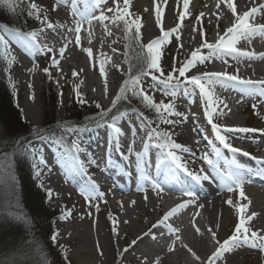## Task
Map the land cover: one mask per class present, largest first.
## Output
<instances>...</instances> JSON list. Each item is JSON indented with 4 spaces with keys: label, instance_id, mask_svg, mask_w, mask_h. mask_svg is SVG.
<instances>
[{
    "label": "rangeland",
    "instance_id": "374dc122",
    "mask_svg": "<svg viewBox=\"0 0 264 264\" xmlns=\"http://www.w3.org/2000/svg\"><path fill=\"white\" fill-rule=\"evenodd\" d=\"M18 6L22 8L21 10H18L19 16L15 15V10L12 12L11 10L9 13H11V18L23 23L24 25H29L30 22H33L38 29H43L38 34V43L40 44H46L49 48L53 49L51 53L49 52H41L40 50L35 49L34 47H27L29 51L27 52V56L30 60V62L35 61V67H37V77L40 81V92L37 93L34 91V83L30 80H28L29 75H27V72L23 67L22 60L20 58L23 56L19 53L18 57L13 55V51L10 48V42L7 40L6 35L2 33V28L6 29L8 26L4 27L0 25V35H3L5 37V40L7 41V49H4L3 47V53L4 58L7 61V80L10 87V91L12 94V102L15 104V107L21 112L22 119L25 125H28L32 129H40L45 122L48 121L50 115L47 114V109L45 104V98H46V91L48 89L51 90L50 98L53 100L55 98V104L51 102V117L54 119V124L58 126L59 128V136L58 137H64V148L67 149L69 155H75V149L71 147L72 142L76 141L85 151L79 153V157L81 160H84L81 155H85L86 157L90 158V155L86 153L87 148L93 147V144L88 141L87 143L84 141L83 138H90L93 137V134L88 130L89 125H95L94 123H90V118L96 117L102 110L108 111L111 109V112L113 111L112 107V101L115 100L116 96L119 95L120 89L124 86V82L126 80H129L131 76L137 75L132 74L129 68L126 65V61L130 60L129 56V50L131 48V45L133 44L132 36L136 35V27L135 24H139V41H141V44H143L144 50L143 53L139 54V50L141 51L140 44L137 45L136 50V56L138 61V55H142L146 53L147 51V45L149 43H152L155 40H160L161 43L159 45L160 50V60L158 61L161 70L164 72L165 75L168 73H173L174 78L178 76V73L173 72V67L179 68L183 62H186L188 59L191 58V54H188V52L183 51L182 56L176 53L177 45L181 43L180 37L177 35V28L180 30L181 34H183V27H188L194 30L193 38L197 39V42L195 43V50H199V54L202 55H208V53L204 52L203 45L205 43L210 44L211 38L220 39L222 36H224V19L222 24L220 23V26L217 27L215 24L207 25L202 20H196L199 13L201 12V9L195 14L194 17L190 18L186 24H178L173 29H163V31L157 32L155 37L151 39L150 41H147L144 36V25L146 19L144 17L136 16L133 14V11L130 8V5L127 3L125 5V0H106L105 7L109 6V8H118L121 13L124 12L125 7H127L128 11L127 14L124 16V20L117 19L115 22H113L112 19L103 21L101 24L97 26H88V30L86 32L85 37L91 41L92 35L87 37L88 31L93 32V38L96 39L98 42V45L100 46L99 49L101 52H103L102 62L103 59H106L108 56L109 61L114 64L115 66L119 67V70L116 72H113L111 70L105 71L103 68V64L95 59V56H93L92 48H89V45H83L81 42L77 43L75 41L71 40V43L67 40L68 38H65L62 31L69 30L70 34L74 33V26L70 24V17L69 16H62L61 24L55 25V16L57 14L56 6L57 2L56 0H17ZM193 2H196L198 0H191ZM259 2L252 3L254 6L253 8L257 9V11L249 15L247 22L249 24H252V22H259V19L262 17L264 18V10L259 8ZM31 4H36L38 9V14L40 16V20L43 21L44 17H47V21L53 24V28L49 29L46 27V25H43L40 21L35 19L33 16L28 15V10L30 9ZM185 1L184 0H178L179 7H184ZM218 4V5H217ZM214 5L219 6L222 11H227L228 6V0H214ZM197 7V6H195ZM9 8L8 5L0 3V13L4 9ZM64 9H67V7L63 6ZM82 8V7H81ZM79 8L80 13L81 11L84 12V9ZM108 8V9H109ZM108 9H105L102 11L106 16L108 17H114L116 15L115 12H109ZM35 11V10H34ZM251 11H249L250 13ZM74 13V12H72ZM197 15V16H196ZM244 15H247V12H244ZM0 17H3L4 20L8 19V17L4 14L0 15ZM155 17H159V13L155 14ZM7 21V20H6ZM125 21H128L129 23L135 21V24H132L130 30H125ZM52 30L53 34H50V31ZM165 32H171L172 35L168 37L167 40L164 39V33ZM10 35H13V32L9 31ZM180 34V36H181ZM57 36V39L55 36ZM15 36V34L13 35ZM240 36V35H239ZM47 37L50 39L47 42ZM244 37H248L253 39L252 42L254 44H262L264 45V31H252L251 33L244 34ZM53 40V41H52ZM85 41V40H84ZM18 43H15L13 40L12 47L15 50L22 51V46L25 44H22L21 41H18ZM86 44H88L86 42ZM64 48V55L60 56V48ZM73 48H79L81 53V59H80V66H84L86 73L84 74V77L80 75V73L77 70H73V68H65V62L73 61L74 56H69L70 50H73ZM89 52L91 55H89ZM21 56V57H20ZM25 56V55H24ZM55 57L58 61V65L60 64V69L57 71V66L51 65V59ZM11 61V63H9ZM236 62V61H235ZM239 64H241L243 67H245L246 71L235 69L234 67H226V64L221 62L218 58L215 56L210 57L208 60H206L203 64L196 63L194 66L189 69V71L186 73V76L194 75L195 73H206L211 64L215 65L218 70L225 69V72H228L230 75L235 76H243V77H256L257 75H254L252 72V69L257 68V66H260L262 73H264V56L261 55L259 60L255 61V59L248 58L240 59L237 61ZM97 65L96 71L93 70L94 65ZM249 64L252 66V68L249 70L247 66ZM45 67H48L50 69V77L45 75V73L42 71ZM59 67V66H58ZM253 71H258L257 69ZM103 74L106 75V77L109 79L110 87L115 86L114 88L117 90V94L115 98L112 100L107 97H104L102 99L101 97L99 99L92 98L91 94H85L83 93V80L85 78L89 79L92 83L98 84L101 82V78ZM156 75H159V73H156ZM30 77H34V72H30ZM183 79V78H181ZM33 80V78H32ZM46 82L48 83V86H45ZM14 85V89L10 86ZM31 85V87H30ZM218 89V88H217ZM140 90H143V92L146 95H149L152 97L153 101L157 104H159L161 101L165 105L171 104L173 107L174 112L181 113L180 116H176L173 114H169L166 110L163 108L161 109L160 113H157L154 108H148L146 107L145 103L142 101L139 97H133L131 95V92H128V100L134 103L137 107H135V110H130L127 112H124L125 115L123 117H120L122 119L132 120V126L133 130L137 132L136 126H139L141 122L143 121L145 124H147V121L144 120V117H147L149 120H152L153 123L151 127L158 128L160 131H167L172 140L176 143H179L178 136H176L177 131H189L188 128L185 127L184 119L188 118V116L194 115L195 118L199 121V125L202 127L203 131L206 132L205 136L211 132L212 128L211 125L207 121L206 111L208 110L207 102L200 97L199 91L196 90L194 94L189 95L185 92L183 87H181L179 90L176 91V95L166 94L165 93V86L163 84H160L159 81L153 80L151 75H144L141 79V85ZM219 90V89H218ZM225 90V91H224ZM15 91V94H14ZM220 94H217V97H214L216 100V104L212 107L215 108L214 114H213V122L216 123L221 127L222 134L226 135V140L233 146H238V149H241L242 151H245L246 148L253 147L251 144H256L261 147V144H264V136L263 135H257V131H259V128H264V104H259L256 106H249L243 108L241 99L246 98L245 96L240 95H234L226 93V89H223L222 91L219 90ZM49 94V93H48ZM126 94V93H125ZM260 97H264V95L260 94ZM220 100L221 107L224 110V112L227 110V112L230 114V122L231 124L237 126V127H247L251 129H256L253 133H256V135L247 134V133H234V132H227V129L222 128L223 121L225 120V113L217 109V103L218 100ZM47 101L50 103V100ZM83 101V102H81ZM110 101V102H109ZM262 102V101H261ZM28 106L41 107L42 113L41 117L38 121V123L34 122V119L27 120L25 117L28 116ZM99 104L100 108H97L96 105ZM54 108V111H53ZM143 113V116L139 113L140 110ZM53 112V113H52ZM109 112V114L111 113ZM120 115V114H118ZM117 115V116H118ZM119 117V116H118ZM164 120H174V124H168L164 123L162 121ZM182 123V126L181 124ZM89 124V125H88ZM138 124V125H137ZM184 124V125H183ZM61 126L66 127H74L76 130L67 133L63 131V128ZM87 126V127H86ZM13 128V126H12ZM141 129V128H140ZM9 130V129H8ZM44 129H42L43 131ZM47 130V129H45ZM147 129L143 130V136H141V139L145 141L147 140ZM139 133V132H138ZM46 135H49L47 133H44ZM145 134V136H144ZM25 140V138H22ZM141 140V141H142ZM71 142L70 145L67 143ZM186 143H188V147L190 151L183 152L181 150H176L177 154L182 156V162L186 163L188 170L192 171L194 173H199L201 175L207 174L210 177L213 175H219L221 177H224L222 172L217 169L216 163L219 159H221V162L223 165H221V169H226L228 166L230 156L226 153L220 152L219 156H216V154L213 155L208 149L205 148V143L202 144L200 142L193 143L191 140H184ZM36 146L44 147L47 142L48 145L51 146L53 151H57V147L53 145L50 141H40V140H32L31 141ZM207 143V141H206ZM1 144V141H0ZM181 144V143H179ZM84 145V146H83ZM87 145V146H85ZM86 147V149L84 148ZM153 147V146H152ZM138 148V147H137ZM224 149V148H223ZM258 151L259 149L256 148ZM138 150V149H137ZM155 151L158 153V150L155 148ZM26 154V153H24ZM57 154V153H56ZM233 155V154H232ZM207 156L209 159H212L214 162V167L210 166L207 163V160L204 159V157ZM235 158L238 162H242V159L240 156L235 154ZM26 159V165H24L27 169V171H33L34 172V182L36 184V187L40 190L47 193L50 191L51 196L49 197L47 195V199H45L46 207L42 206V196H39L36 201L37 206L33 210L34 214L40 218L42 216V219L38 220L37 218H32V223H30L32 226H34V230L31 232V239L34 241L38 240L39 243H34V247L32 250H30L27 246L26 250L21 249H13V247L10 249L11 251H4L5 253H0V264H33L35 262L32 257L34 255L33 251L36 253L38 250H35L37 248H44L46 243H48L49 239V233L51 230L53 232H58L57 239L55 242L51 240V245H54L53 249L51 251L53 256L50 257L52 260L48 264H79L78 258H77V247L78 244H69L65 243L62 240L63 237V229L65 225L71 226V225H89L92 224L93 220L95 219L102 225L104 233L107 237V240L110 245L115 243V246L117 247L120 256L117 257L115 254L112 256L111 264H134L133 262L125 261L126 253L128 252V249L125 248V246H129L132 240L128 237L126 240H123V233L117 232V228L115 225V221L117 220V216L119 213L113 214V210L110 207V202L108 200V193L107 189L105 187H101L96 177H94L93 173L90 171H86L88 176L90 177L88 184V181L86 182V185L84 189H88L92 186V184H95L96 190L98 192H103L104 197L103 199H96L95 201L91 202V204L85 200L84 196L81 195L80 188L79 190L75 189L76 195L73 197H59L57 190L60 189L59 187L53 186L50 182L45 181V171L46 168H44V164H39L38 159H34L31 156H28L27 154L24 155L23 160ZM92 160V159H91ZM96 161V160H95ZM36 164L37 167L34 169L31 165ZM130 165H134L132 161H129ZM3 166L0 164V211H9L10 215L15 217H21L20 213H23L24 209L22 207L23 204L18 202V197L15 188L13 187L12 183L7 181L6 176L4 175ZM88 166L87 162H84V167ZM39 171L40 175L37 177L35 175V172ZM217 173V174H214ZM92 179V180H91ZM227 184L226 182H224ZM228 185V184H227ZM246 185H249V183L246 182ZM233 191H226L227 193H231L233 195V198L235 200L238 198V188H235V185H233ZM15 193V194H14ZM138 199L143 198V196L146 197V195L150 196L152 200L157 201L158 197L154 191L150 192H144V193H137L135 194ZM245 203V201L243 202ZM95 205V206H92ZM98 206V211H97ZM66 210L71 211V215L66 216L65 219L61 220V214L65 212ZM19 211V212H18ZM131 211V210H129ZM49 212V213H48ZM45 213H48L46 217L43 215ZM1 217H3V213L0 214ZM111 217V218H110ZM48 219V220H47ZM15 221V220H14ZM28 222V221H27ZM23 223V221L21 222ZM42 223L44 224L42 226ZM239 223V220H235L227 234L223 239H221L218 243L214 242L211 236L207 233H205L210 238L211 248L215 249L219 246L220 243H222L224 240L229 239L233 234H235V226ZM258 224V222H256ZM29 224V222H28ZM134 223L130 224V227L133 228L132 225ZM264 224V223H262ZM259 225V224H258ZM22 226V224L18 225ZM135 226V225H134ZM260 226V225H259ZM145 227V226H144ZM246 227V225H245ZM1 228H3L2 224H0V237L5 236L3 234ZM156 228V225L152 226L150 230H153ZM19 234V231H17L16 235ZM249 237L251 236V233H246ZM262 234V233H260ZM263 235V234H262ZM26 240L28 239V236L25 234ZM15 246V245H14ZM3 248V245L0 244V249ZM113 248V246H112ZM125 248V250H124ZM121 251H123V254H121ZM230 252L234 255L238 256V260L244 261L245 264H261V259L264 256V250H261L258 247H254L251 243H247L244 245L243 242L238 243L232 247ZM64 255L66 254L67 259L64 258V261H61L60 259L55 257L58 255ZM50 254L47 253L45 255V258H47ZM37 261V260H36ZM260 262V263H259ZM43 263V262H42ZM210 263H215V260H212ZM217 263V262H216Z\"/></svg>",
    "mask_w": 264,
    "mask_h": 264
},
{
    "label": "bare ground",
    "instance_id": "6f19581e",
    "mask_svg": "<svg viewBox=\"0 0 264 264\" xmlns=\"http://www.w3.org/2000/svg\"><path fill=\"white\" fill-rule=\"evenodd\" d=\"M255 2H259V0H228L227 9L229 12L222 11L220 7L217 6L218 4L215 6L214 0H198L197 3L187 0V8L179 7L178 0H128L127 3L130 5L134 15L146 19L144 36L147 41H150L155 37L157 32L163 31L164 28L171 30L178 24H186L187 21L194 17L200 9L201 12L196 20H202L207 25L215 24L219 27V22L224 19L225 23L223 32L225 34L228 28L233 27L237 23L238 16L243 17L242 15L244 12L252 11L254 7L252 3ZM229 4L232 5L231 8H229ZM258 4L259 8H261V6H264V0L260 1ZM56 10L57 14L55 16L56 22L54 26L56 27V25L61 24L62 16L65 15L66 17L69 16L71 18L70 24L73 26L75 25L73 28L75 29L77 22L72 19L70 11L58 7H56ZM156 13H159L158 18L155 17ZM181 17H183V19H181ZM101 23V21L93 19L92 25L88 26H97ZM88 26H81L79 42L83 45H89V48H92L91 50L94 53L93 56H95V59L102 64L104 63L103 68L105 71H118L119 67L112 64L109 61L108 56L106 59H103L104 61L102 62L101 59L105 54H102L103 52L99 49L100 46L98 45V42L93 38V32L88 31L87 34V37L92 35L91 41L85 37ZM254 30H258V28H255ZM178 31L180 30L177 28V35L180 37L181 43L177 45L176 53L181 56L183 51L191 54L195 50V43L197 42V39L193 38L194 30L188 27H183V34ZM62 32L65 35L64 37L68 38L67 40L70 43L71 40L76 42L77 34L75 30L73 31L74 33L71 34L69 30H64ZM2 33L6 35L7 40L10 42V48L13 51V55L17 57L19 53L23 55L22 57L20 56V60H22L23 68L28 71V80H31L34 83L33 89L39 93L41 87L40 81L37 77V67L34 66L35 61L34 63L33 61L30 62L26 55L29 49L25 45L22 46L21 52L13 49L11 46L13 40L15 43H18L17 45H21L18 42L20 40H17L16 36H13L14 34L10 35L7 29L2 28ZM50 34H53L52 30L50 31ZM244 34L237 36V40L233 44V47H235L238 52L248 53L249 55H238L235 57L226 56L223 59H219L226 64V67L232 66L235 69L246 71V68L243 67L244 65L242 66L237 62L238 60L252 58L257 61L261 55L264 56V45L260 43L254 44V42H252L253 39L244 37ZM54 36L57 39V36ZM218 40L219 39L211 38L210 44H214ZM48 41L51 43L50 39L47 37V42ZM86 42L88 44H86ZM208 51L207 48H204L205 53H208ZM81 53L82 51L79 48H73V50H70L69 56L73 55L74 58L73 61L67 60L65 62V68L67 67L77 70L83 78L86 70L84 66H80ZM58 66L57 71L60 69V64ZM247 66H249V70L252 68L249 64H247ZM96 67L97 65L95 64L93 70L96 71ZM255 69L258 71H253ZM255 69L253 68L251 72L254 75H257L254 78L250 77L249 74L247 75L249 77H237L239 80H250L254 82L256 87L261 89L264 85H261L259 82L264 81V73L260 71V66H257ZM30 72H34V77H32L33 80L30 77ZM209 72L225 73L222 70H218L213 64H211L206 73ZM200 74L195 73V75ZM227 86L215 85L212 89L213 96L217 97L216 95L220 94L218 91L226 89ZM114 87L115 86L110 87L109 79L105 74H103L99 85L92 83L87 78L83 80V93L86 95L91 94L92 98L99 99L101 97L104 99V97H107L109 100H112L117 94V90ZM217 105V109L224 112L220 100H218ZM26 106L28 108V116L26 115L25 118L27 120L34 119V122L38 123L42 113L40 105L31 107L28 106L27 103ZM224 113L226 121H223V124H221L222 128H237V126L231 124L230 114L227 110ZM184 121L185 127L188 128L189 131L176 132L179 143H181L183 147H188V143L184 140L189 139L193 143L200 142L204 144V131L195 116H188ZM116 123L117 126L122 129V132L116 134L112 129L109 130L113 132L114 136L112 145L116 146V141L118 140V148L121 150L125 149L126 155H124H132L133 158L134 154L144 148L145 141L141 139V136H143V130L140 129L139 125L136 126V128L139 129L135 132L130 125L132 124V121L130 120L129 122H126L125 119L119 118ZM180 124L182 126V123ZM107 130L101 131L103 132V135H109L110 132H107ZM247 134L256 135V133L253 132H248ZM260 134L264 136V128L262 127L257 131V135ZM83 142L84 141H82V143ZM233 147L238 149V146ZM84 148L86 149V147ZM129 149H131V152H129ZM239 150L240 151L237 152V154L242 155L241 153L244 151H241V149ZM90 151V149H86V153L92 157ZM54 152L55 151H53L48 144L43 147V155L46 161L44 165V168H46L45 181L60 188L57 190L59 197H73L76 195L75 189L79 190L80 188V185L77 184V182L80 181L75 177L78 173L67 171L62 162L61 156ZM152 156V160L155 161L156 154L153 153ZM244 158L246 160V156H244ZM92 160L95 161V159ZM261 160H264V151ZM254 162H256V160H254ZM87 164L91 169L93 168L96 175H98L97 178L99 185L105 187L104 184H106L110 186V190L106 187L110 207L113 210V214L117 212L119 213L117 220L115 221L117 232L119 231L123 233L124 241L128 237L132 240L128 247L125 246V248L128 249L125 261L133 262L134 264H213L210 262L215 260L214 264H245L244 261L238 260V256L232 254L230 251H226L219 257L213 259V253L216 251L217 247L215 249L211 248L210 238L218 243L225 237L232 223L235 220H239L241 215L245 218V225L246 228L249 229V233L254 231L258 235H264V224H262L264 223V186H259L264 184H242L241 187L238 188L239 199L235 200L233 195L227 193L220 182H217L216 180L210 179L209 181H203L200 184H196L191 180L190 185L188 184L187 190L194 192V198L187 196L184 191L178 190L179 188L173 185L174 188H171V186H162L161 190H156L155 193L158 200L154 201L150 197L151 195H146V197L143 196V198L138 199L135 195L137 193L127 188H120L115 178L110 174V169L108 167L102 168L99 166L101 165L99 160H96L95 163H89L88 161ZM120 165L123 167L122 164ZM96 166H99L98 170H96ZM260 167L263 166L260 165ZM249 168L251 169V167ZM241 193H243V195H241ZM229 199L233 202L231 205L227 203V200ZM244 201L245 203H243ZM184 205H186V207L180 209ZM239 207L244 208L243 213L237 211ZM175 211L178 212L167 220L173 223L174 232H169L164 225H162L163 229L161 231L157 232L156 229L150 230L152 226L159 224V221L166 213L171 215L172 212ZM92 222L93 223L90 224V226H84L81 224L71 226L65 225L62 227L64 234L62 240L65 243L78 244L76 252L79 264H111L113 254L119 257L120 253L115 246V243L112 245L109 244L102 225L96 219ZM134 222L135 226L132 225L133 228H131L130 224ZM256 222H258L260 226ZM166 224L168 223L166 222ZM207 232L211 236L210 238L205 234ZM156 233L158 234V237L155 236ZM213 233H215V238H213ZM121 254H123V251H121ZM261 264H264V256L261 259Z\"/></svg>",
    "mask_w": 264,
    "mask_h": 264
},
{
    "label": "snow or ice",
    "instance_id": "6c2138e0",
    "mask_svg": "<svg viewBox=\"0 0 264 264\" xmlns=\"http://www.w3.org/2000/svg\"><path fill=\"white\" fill-rule=\"evenodd\" d=\"M128 0H125V5H127ZM0 3L6 4L9 6L10 10H15V0H0ZM85 3H87V0H85ZM106 3V0H96V5L99 7V5ZM187 0H185L184 7L187 8ZM73 12L76 11V3L73 2L72 5ZM232 5L229 4V8H231ZM262 9H264V6H261ZM35 10V11H34ZM109 12H115L116 15L114 17H108L103 12L98 17L92 16L89 13H81L80 17L81 19L77 21V26L75 27V32L77 34L76 36V42L79 43L80 36L79 33L81 31V24L83 22L88 23L91 25L93 19H97L101 22L112 19L113 22H115L117 19L124 20V16L127 14V7H125V10L123 13L119 11L118 8H109ZM257 11V9L253 8L252 11L249 13L247 12V15H244L243 17H237V23L227 29V32L224 36H222L216 43L214 44H207L205 43L203 47L207 48L208 55H202L199 54V50L193 51L191 54V58L188 59L186 62H183L179 68L173 67V72L178 73V76L174 78L173 73H168L167 75L164 74V72L161 70L160 65L158 61L160 60V50L159 45L161 43L160 40H155L152 43H149L147 45V51L146 53L142 55H138V61L140 64V72L137 75L131 76L129 80H126L124 82V86L120 89L119 95L116 96L115 100L112 101V107L115 108L118 101L121 99H127V96L125 93L131 92V95L133 97H139L142 99V101L145 103L146 107L148 108H154L157 113H160L161 109L163 108L166 110L169 114H173L176 116H180L181 113L174 112L173 107L171 104L165 105L163 101H161L159 104L155 103L151 96L146 95L143 90H140L141 85V79L144 75H151L153 80L159 81L160 84H163L165 86V93L175 95L176 91L179 90L181 87L185 90L186 93L189 95L194 94L196 90L199 91L200 97L204 99L207 102L208 110L206 111L207 121L211 125L212 131L215 134L216 140L219 142L220 145L223 146L224 149H228L229 152L233 154L232 159V170L228 173L227 176L222 177L223 181L228 184V191H233V185H235V188H240L243 180L244 175L247 172L246 166L240 164L235 159V154L239 152V149H236L232 147V145L227 142L226 135L222 134V129L219 125L213 122V114L215 111V108L212 106L216 104V100L213 97L212 89L215 85L220 86H227L230 82H237L240 84H243L251 89H255L254 82L250 80H239L237 76L235 75H228L227 73L222 72H209L204 73L200 75H191L186 76V73L191 69L194 64L197 62L200 64H203L206 60H208L210 57L215 56L218 59H223L226 56H238V55H249L248 53L238 52V50L233 47V44L237 40L238 35H243L244 33H251L254 28L251 24L247 22L249 15L254 14ZM28 15L33 16L35 19L40 21L43 25H46L47 28L51 29L53 28V24L47 21V17L45 16L43 21L40 20V16L38 14V9L36 4H31L30 9L28 10ZM183 19V17H181ZM132 24H135V21L129 23L128 21H125V30H130ZM135 27L137 29L135 39H139V24H135ZM43 29L34 30L28 33H22L17 31L15 33L16 39L22 41L25 43V46L28 47H35L39 49L41 52H49L51 53L53 49L49 48L46 44H40L38 43V34ZM261 31H264V27L260 29ZM171 32H165L164 33V39L167 40L169 36H171ZM0 45L4 47V49H7V41L5 40V37L3 35H0ZM144 45L141 44V52L143 53ZM60 56L62 57L64 55V48H60L59 50ZM0 54H6V53H0ZM89 55L91 53L89 52ZM11 63V61H9ZM59 61L53 57L51 59V65L52 66H58ZM45 75L50 77V69L48 67H45L42 70ZM156 73H159V75H156ZM183 78V79H181ZM261 85H264V81L259 82ZM14 89V85H10ZM31 87V85H30ZM15 94V91H14ZM261 94L264 95V87L261 88ZM83 102V101H81ZM97 108H100V105H96ZM109 112H111V109L108 111H101L98 116L90 118V123H94L96 128H101L107 126L108 128L112 129V131L116 134H120L122 132V129L117 126V120L120 117H123L125 113L122 111L120 112L119 117L118 116H111L110 120L111 123H109ZM142 115V114H141ZM144 120L147 121V124H145L143 121L140 124V128L142 130L147 129V137L148 141L151 142V146L155 147L158 150L159 156H158V162L155 165L156 171L158 175H163L164 180L163 184H169L172 181H176L180 178L181 174L183 173L184 176L190 177L193 182L196 184H200L203 181H209L211 177L207 174H199L194 173L192 171L188 170V167L186 163L182 162V156L177 154L176 150H181L183 152L190 151L189 148L183 147L181 144L176 143L172 140L170 134L167 131H160L158 128L151 127L153 121L149 120L147 117H144ZM164 123L168 124H174V120H164L162 121ZM63 128V131L67 133H71L75 131L76 129L74 127H66L61 126ZM87 127V126H86ZM227 132H238V133H248V132H254L256 129H251L247 127H237V128H228L226 130ZM33 134L35 139L40 141H50L53 145L57 147L58 153L61 156L62 162L65 166V168L69 172H86V168L84 167V161L80 159L79 153L84 152L85 150L76 142H72V147L75 149L76 154L75 155H69L66 148H64V137H56L54 134L49 136L44 134V132L40 129H33ZM117 148L119 147V141H116ZM150 144L148 142H145L144 144V150L143 152H137L136 153V160H137V171L141 173L140 179L147 181L150 179L148 172L146 171L145 166L149 165V161L147 159L148 152H149ZM21 148L23 151L28 155L33 157L34 159H38L39 164L46 163L44 155H43V147L42 146H36L34 145L30 140H25L21 142ZM129 152H131V149H129ZM216 156L220 155L219 150H215ZM244 156H249V153L242 152L241 153ZM7 156H0V160H7ZM205 160H207V163L210 166L214 167V162L212 159H209L207 156L204 157ZM252 159H256L255 157H252ZM91 163H95L94 160H90ZM257 164L264 166V160H256ZM34 169L37 167L36 164L31 165ZM257 174H264V167H261L259 172ZM35 175L39 177L40 173L39 171L35 172ZM152 188L154 190H161L162 184L159 182H153ZM140 191H143L144 189H138ZM180 191H184L187 196L194 198V192L187 190V189H178ZM47 195L50 197L51 192L49 191ZM81 195L84 196L85 200L88 201L90 204L91 202L95 201L96 199H103L104 193L98 192L96 190L95 184H92V186L88 189H81ZM243 195V193H241ZM227 203L231 205L233 202L231 199L227 200ZM95 206V205H92ZM186 205H184L182 208H185ZM179 209V210H180ZM178 210V211H179ZM98 211V206H97ZM178 211L172 212L171 215H168L167 213L165 216L159 221V225H164L169 232H174V229L171 227V225L166 224V221L169 220V218L177 213ZM239 213L244 212L243 207H239L237 209ZM71 211L66 210L61 214V220L65 219L66 216L70 217ZM17 219H21V217H16ZM111 218V217H110ZM157 225V226H159ZM249 229L245 227V218L243 215L239 218V223L235 226V234H233L229 239L224 240L222 243L219 244L216 251L213 253V259L216 257H219L222 253L226 251H230L232 247L238 243H251L254 247H258L261 250H264V235H258L256 232H252L251 236L249 237L246 233H248ZM58 232H54L50 239L55 242L57 239ZM213 238H215V233L212 234ZM65 259H67L66 254Z\"/></svg>",
    "mask_w": 264,
    "mask_h": 264
},
{
    "label": "trees",
    "instance_id": "16d2710c",
    "mask_svg": "<svg viewBox=\"0 0 264 264\" xmlns=\"http://www.w3.org/2000/svg\"><path fill=\"white\" fill-rule=\"evenodd\" d=\"M17 2L18 1L15 0V15L19 16L18 10H21L22 8L20 7V5L18 6ZM9 11V8L1 11L0 15L4 14L8 17V19H6V21L3 19V17H0V24L21 30H29L35 27V24L33 22H30L29 25H24L23 23L11 18V13H9ZM11 11L13 12V10ZM132 40L133 44L131 45V48L128 52L130 60L126 61V64L128 65V68L132 74H138L140 72V64L139 61L136 60V50L138 48L136 44L141 45V41H139L140 39H135L134 35L132 36ZM138 52L139 54H141L140 50ZM0 53H3L2 45H0ZM7 64L8 63L4 58V54H0V156L8 157L7 160H0V164L4 165L2 168L4 171V175L6 176L7 181L12 183L16 193H18V202L23 204L24 207L22 208L24 209V211L23 213H20L21 219H17L16 217L14 219L13 216L10 215L9 211H0V214L3 213V217L0 216V224H2L3 226L1 230L3 234H5L4 238L0 237V244L3 245V248L0 249V253H5L4 251H7L12 247L14 250L17 247V249L26 250L27 246L29 247L30 243V250H32V248L34 247V243H39L37 242L38 240L33 241L31 239V232L32 230H34V226H32L30 223H32V218H37L38 220L42 219V216H40L39 218L33 212V210L37 206V198L39 196H42V206L44 205L45 207V199H47L46 193L40 191L36 187V184L34 182V172L27 171L26 167L24 166L26 165V159L23 160V157L26 154H24L25 152L21 148V142L25 140H32L34 138V134L33 129L24 124L21 112L15 107V104L12 102L13 98L6 73ZM45 86H48L47 82ZM46 92L45 104H47L46 108H48L46 112L48 115H50V117L48 121L43 124L40 130L44 129L43 132L49 134V136L54 134L56 137H58L59 128L54 124L55 118L51 117L52 110L50 107L51 102L52 104H55L56 99L53 98V100H51L50 95L52 94H50V89H48V91ZM125 95L127 96V99H121L120 101H118L116 107L113 110V113H117L122 110L134 109L135 107H137L134 103L128 100V92ZM47 98L48 100H50V103L47 101ZM22 138H25V140ZM48 213H45L43 215L46 217ZM22 221L23 223H21ZM27 221L29 222V224ZM20 224H22V226L18 227V225ZM43 225L44 224L42 223V226ZM17 231H19L18 235H16ZM53 233L54 232L51 230V232L49 233L48 243H46L44 248L41 247L35 249L38 250L36 253L33 251L34 255L32 259L35 261L33 262V264H48L52 260V258L50 257L53 256V251L51 250L53 249L54 245H51L50 237ZM25 234L28 236L27 240L25 238ZM10 249L8 251H11ZM47 253H49L50 255L45 258V255ZM63 256L65 257V255L63 254L59 256L57 255L55 257V260L56 258H58L61 261H64Z\"/></svg>",
    "mask_w": 264,
    "mask_h": 264
}]
</instances>
